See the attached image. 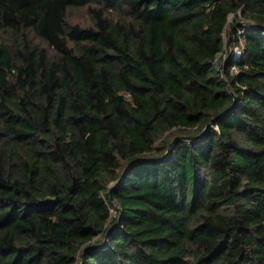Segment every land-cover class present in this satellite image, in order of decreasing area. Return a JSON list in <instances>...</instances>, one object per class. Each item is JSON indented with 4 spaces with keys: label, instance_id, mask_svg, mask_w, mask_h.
Segmentation results:
<instances>
[{
    "label": "trees",
    "instance_id": "16d2710c",
    "mask_svg": "<svg viewBox=\"0 0 264 264\" xmlns=\"http://www.w3.org/2000/svg\"><path fill=\"white\" fill-rule=\"evenodd\" d=\"M0 264H264V0H0Z\"/></svg>",
    "mask_w": 264,
    "mask_h": 264
},
{
    "label": "built area",
    "instance_id": "2783aa9c",
    "mask_svg": "<svg viewBox=\"0 0 264 264\" xmlns=\"http://www.w3.org/2000/svg\"><path fill=\"white\" fill-rule=\"evenodd\" d=\"M239 56V50L238 49H235L234 50V57H238Z\"/></svg>",
    "mask_w": 264,
    "mask_h": 264
},
{
    "label": "rangeland",
    "instance_id": "374dc122",
    "mask_svg": "<svg viewBox=\"0 0 264 264\" xmlns=\"http://www.w3.org/2000/svg\"><path fill=\"white\" fill-rule=\"evenodd\" d=\"M75 19H77L78 17L76 16V17H74Z\"/></svg>",
    "mask_w": 264,
    "mask_h": 264
}]
</instances>
